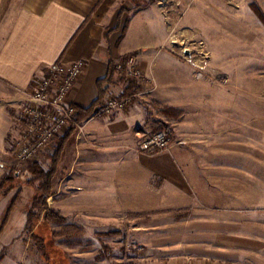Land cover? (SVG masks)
Listing matches in <instances>:
<instances>
[{"label":"crops","instance_id":"crops-1","mask_svg":"<svg viewBox=\"0 0 264 264\" xmlns=\"http://www.w3.org/2000/svg\"><path fill=\"white\" fill-rule=\"evenodd\" d=\"M147 1L0 0V148L16 131L17 106L49 64L86 62L69 101L87 109L100 97L98 81L109 63L134 54L145 77L134 82L133 101L82 120V131L74 127L67 135L58 162L66 188L95 198L92 206L182 208L188 238L198 241V264H264V21L258 15L264 4L199 0L176 23L166 2L140 6ZM193 11L198 21L189 16ZM207 16L214 22L213 44H206L213 57L198 79L196 61L171 49V37L199 26L204 38ZM101 87L98 103L122 95L126 82L115 73ZM159 105L181 113L169 152L144 156L112 147L132 141L136 128L156 127L147 107ZM161 181L173 189L160 205ZM0 264L31 263L26 255L5 254Z\"/></svg>","mask_w":264,"mask_h":264},{"label":"rangeland","instance_id":"rangeland-1","mask_svg":"<svg viewBox=\"0 0 264 264\" xmlns=\"http://www.w3.org/2000/svg\"><path fill=\"white\" fill-rule=\"evenodd\" d=\"M163 1L171 10V18L176 23L182 22L186 13L192 7L194 10L199 3V0ZM259 2L264 4V0H251L252 7H259ZM189 16L196 21L199 19L198 11H193ZM262 17L264 19L263 15ZM207 18L206 24L202 25V29L206 30L202 32L204 38L198 34L199 26L192 27L196 29L195 33L180 29L173 31L171 37L174 41L170 45L171 49L182 57L196 61L195 76L198 79L204 76L203 69L208 65V59L213 57L206 44H213L214 22L212 17ZM186 50L188 54L185 53ZM148 83L144 85L150 86ZM147 108L151 118L146 120L152 125L155 119L156 127H150L149 130L136 128L132 132V141L114 142L112 147L126 149V152L135 155H158L160 153L140 152L137 146L139 136L167 126L171 130L170 145L168 150L161 153L170 151L175 142L174 123L179 120L180 111L164 105ZM12 137L10 133L4 146L0 148V184L5 177L15 175V186L10 191L0 188V226L2 220L6 219L5 227L0 233V259L9 254L26 255L31 264H198V241L188 238L190 226L183 223L182 208H123L113 205L104 208L89 205L95 198L90 200L85 192H73L66 188L67 183L58 174V166L53 178V194L47 199V211L53 213L54 217L46 218L47 211L35 212L34 217L30 218L33 221L32 227L27 226L28 211L35 194V188L26 183L30 178L27 167L37 163L47 169L50 160L46 156L49 154L43 153L37 160H16L12 152ZM57 138L52 146L53 151ZM165 185L162 181L158 183L160 205L166 203V190L172 188Z\"/></svg>","mask_w":264,"mask_h":264},{"label":"built area","instance_id":"built-area-1","mask_svg":"<svg viewBox=\"0 0 264 264\" xmlns=\"http://www.w3.org/2000/svg\"><path fill=\"white\" fill-rule=\"evenodd\" d=\"M86 62L82 59L49 64L35 78L28 93L14 113L16 131L12 135V152L16 160H37L43 153H52L55 139L73 125L81 132L83 125L76 122L75 106L69 93L82 76ZM115 70L125 82L142 80L145 75L134 54L121 57L114 63ZM200 74V73H198ZM134 96V94H133ZM128 96H110L93 106L90 118L101 117L123 110L130 102ZM171 130L163 127L152 134H141L137 143L142 153H161L168 150Z\"/></svg>","mask_w":264,"mask_h":264},{"label":"trees","instance_id":"trees-1","mask_svg":"<svg viewBox=\"0 0 264 264\" xmlns=\"http://www.w3.org/2000/svg\"><path fill=\"white\" fill-rule=\"evenodd\" d=\"M150 2L151 0L144 2L140 6L145 7ZM258 15L264 21L262 15L260 13H258ZM115 72L116 70H115L114 64L109 63L107 75L103 79L98 81V85L100 88V97L98 98V101H96L92 106H90L87 109H83V108H79L75 106L76 122H81L82 120L90 116L93 106H95L100 101L99 99L104 94L105 88H102L101 86L104 83H110L112 81V78ZM121 79L125 81L124 77H121ZM134 88H135V83L128 81L124 89V92L122 94L123 96H128L130 98L129 102L133 101V98H134L133 94L135 93ZM73 129H74V126L71 125L69 127L70 131L68 130L69 132H66V135L64 134V136H59L57 138L54 151L46 156L50 160L49 167L47 169H43L37 163H32L28 165L27 167V171L30 175V178L27 179L26 183L35 188V194L30 203V207H29L30 209L28 211L29 213H28V218L26 221V225L29 227H32L33 221H31L30 218L34 217V214H36L35 212H38V211L45 212L47 211V209H49L48 204H47V199L51 197L53 194V178L57 171L58 162L60 160L61 153H62L64 144L66 142V137L67 135H69L71 131H73ZM14 180H15V175L5 177L1 181L0 188H5L10 191L15 186L13 184ZM45 215H46V218H49L50 216L54 217L53 213H51L50 211L45 212ZM5 223H6V219L4 218L1 222L0 233L4 229Z\"/></svg>","mask_w":264,"mask_h":264},{"label":"water","instance_id":"water-1","mask_svg":"<svg viewBox=\"0 0 264 264\" xmlns=\"http://www.w3.org/2000/svg\"><path fill=\"white\" fill-rule=\"evenodd\" d=\"M185 53L188 54V51L186 50Z\"/></svg>","mask_w":264,"mask_h":264}]
</instances>
